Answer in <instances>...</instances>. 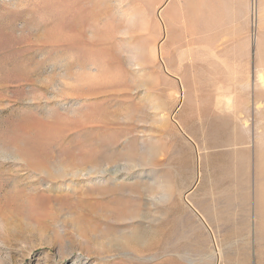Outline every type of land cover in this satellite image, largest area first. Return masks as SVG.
<instances>
[{
    "label": "rangeland",
    "instance_id": "obj_1",
    "mask_svg": "<svg viewBox=\"0 0 264 264\" xmlns=\"http://www.w3.org/2000/svg\"><path fill=\"white\" fill-rule=\"evenodd\" d=\"M230 1L0 0V264L264 257V0L248 57Z\"/></svg>",
    "mask_w": 264,
    "mask_h": 264
},
{
    "label": "crops",
    "instance_id": "obj_2",
    "mask_svg": "<svg viewBox=\"0 0 264 264\" xmlns=\"http://www.w3.org/2000/svg\"><path fill=\"white\" fill-rule=\"evenodd\" d=\"M228 25L225 35H228V42L242 41L244 43L245 56H250V2L249 0H241L239 7V20L234 18L235 10L231 4L228 9ZM218 39V38H216ZM218 40H221L220 38ZM249 53V54H248ZM254 57V50H251V59Z\"/></svg>",
    "mask_w": 264,
    "mask_h": 264
},
{
    "label": "bare ground",
    "instance_id": "obj_3",
    "mask_svg": "<svg viewBox=\"0 0 264 264\" xmlns=\"http://www.w3.org/2000/svg\"><path fill=\"white\" fill-rule=\"evenodd\" d=\"M159 8V7H158ZM158 12H161V6H160V8L157 10ZM259 16V15H258ZM159 53V52H158ZM260 162H261V155L259 154V153H257L256 154V171H255V184H256V196H257V207L259 208V207H263L262 205L264 204V188H262L263 187V185H264V182H263V180H261V177H262V174L264 173V171L262 172V170L260 169V167L262 168V166H259V164H260ZM261 165V164H260ZM84 173V172H83ZM83 173H82V175H83ZM87 173V172H86ZM86 173H84L85 175H86ZM111 173L112 174H115V173H117L115 170H111ZM99 175V174H98ZM90 177V176H89ZM87 178V177H86ZM263 179V178H262ZM261 184H263V185H261ZM121 197H125L126 198V196H122V194H121V196H120V198ZM122 202H120V204H121ZM264 208V207H263ZM262 208V209H263ZM129 210V213H128V215H127V219L129 218V219H131V217H132V213L133 212H135V211H133V209H128ZM264 210V209H263ZM258 211H260V209H258ZM260 214V213H259ZM260 216V215H259ZM261 217V216H260ZM264 218V217H263ZM261 222H263V221H261ZM260 222V223H261ZM258 225H260V224H258ZM264 225V222H263V224H262V226ZM261 225H260V227H262ZM264 227V226H263ZM263 229V228H262ZM260 231H261V229H260ZM132 237V236H131ZM264 237V236H263ZM262 237V239H264ZM259 239H261V237H258ZM261 241V240H260ZM261 256H262V254H260ZM263 256H264V251H263ZM257 264H264V257H260V259H258V261H257Z\"/></svg>",
    "mask_w": 264,
    "mask_h": 264
}]
</instances>
